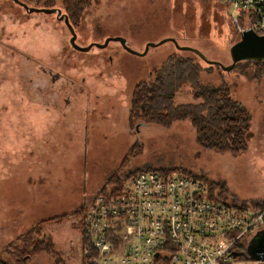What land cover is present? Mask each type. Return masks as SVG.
Returning a JSON list of instances; mask_svg holds the SVG:
<instances>
[{
	"label": "rangeland",
	"instance_id": "374dc122",
	"mask_svg": "<svg viewBox=\"0 0 264 264\" xmlns=\"http://www.w3.org/2000/svg\"><path fill=\"white\" fill-rule=\"evenodd\" d=\"M55 1L64 12L61 0ZM234 15L224 0H91L75 28L80 46L114 37L140 53L155 45L144 55L117 41L82 52L71 46L69 29L55 15H25L0 0V264H55L49 254L31 251V243L49 238L63 264H82L83 217L48 220L87 211L99 193L115 188L113 180L126 183L139 169H183L226 184L229 201L264 199V77L253 79L252 63L231 70L209 65L169 40L229 66L238 38ZM173 54L212 67L201 83L228 88L248 109L247 151L201 147L189 120L171 129L131 126L135 87L152 82ZM38 60H50L69 84L50 86L35 69ZM190 102L192 90L185 85L175 103Z\"/></svg>",
	"mask_w": 264,
	"mask_h": 264
},
{
	"label": "built area",
	"instance_id": "2783aa9c",
	"mask_svg": "<svg viewBox=\"0 0 264 264\" xmlns=\"http://www.w3.org/2000/svg\"><path fill=\"white\" fill-rule=\"evenodd\" d=\"M224 1L241 34H264V0ZM243 15L249 27L240 25ZM262 230L264 210L219 203L194 175L142 171L95 197L83 224L82 264H230Z\"/></svg>",
	"mask_w": 264,
	"mask_h": 264
},
{
	"label": "trees",
	"instance_id": "16d2710c",
	"mask_svg": "<svg viewBox=\"0 0 264 264\" xmlns=\"http://www.w3.org/2000/svg\"><path fill=\"white\" fill-rule=\"evenodd\" d=\"M22 1L33 7H57L55 0ZM61 2L70 23L75 28L78 27L84 17V13L91 5V0H61ZM240 25L249 27V20L246 15L240 18ZM237 36L238 38L231 43V46L241 38V33L238 29ZM244 62L253 64V79L261 80L264 77V61ZM240 63L242 62L237 65ZM211 69L212 67L205 69L191 57L177 54L170 55L154 71V80L152 82H141L135 87L129 109L131 126L135 127L137 122H141L145 125H157L165 129H171L175 123L189 120L195 132L196 141L201 147L213 149L222 154H239L247 151L249 147L248 135L251 130L249 111L241 102L231 97L228 88L223 86L212 87L201 83V74L204 71L210 73ZM185 85H189L192 90V102L178 105L175 103V97ZM142 171L170 173L178 170L139 169L132 172L125 181L131 180ZM179 171L189 173L183 169H179ZM194 176L209 184L212 197L219 203L240 210L249 209L255 212L264 210V199L250 204L248 202L238 203L236 200L229 201L226 184L212 181L205 177ZM111 183L115 188H120L125 184L120 180H113ZM87 211L78 210L57 216L48 221H64L76 216H82L84 224ZM31 251L35 255L45 252L53 258L55 264H63L60 253L56 251L51 239L31 243ZM246 251L241 259L253 262L249 247Z\"/></svg>",
	"mask_w": 264,
	"mask_h": 264
},
{
	"label": "water",
	"instance_id": "95a60500",
	"mask_svg": "<svg viewBox=\"0 0 264 264\" xmlns=\"http://www.w3.org/2000/svg\"><path fill=\"white\" fill-rule=\"evenodd\" d=\"M13 1L23 5L25 9H27L30 13H34V12H38V13L42 12L46 14L55 13L58 19L65 21L66 26L68 27V29L70 30L72 34L70 43L78 51L88 52L93 47L105 48L108 46V44L111 41H117L128 52L132 54H136V55H144L148 51L149 47L155 45V44H149L145 52L140 53L134 50L133 48H131L126 39L122 37H114V38L107 39L104 44H90L87 47H82L77 43L78 36H77L74 26L70 23L67 14L62 13V9L29 7L28 5L20 2L19 0H13ZM169 40L173 41L180 50L192 51L195 54H197L202 60H204L207 64L219 65L225 70H231L235 68V66L239 62H244V61L262 62L264 61V34H259L252 28H247L246 31L241 34L240 40L231 46L230 55H231L232 62L229 66H223L221 63L217 61L207 59V57L204 54H202L200 51L194 48L182 47L177 43L175 39H169ZM165 41L167 40H163L160 43H164ZM249 251L252 256L253 261H264V230H262L261 232H259L253 237L249 245Z\"/></svg>",
	"mask_w": 264,
	"mask_h": 264
},
{
	"label": "flooded vegetation",
	"instance_id": "af4514ba",
	"mask_svg": "<svg viewBox=\"0 0 264 264\" xmlns=\"http://www.w3.org/2000/svg\"><path fill=\"white\" fill-rule=\"evenodd\" d=\"M6 1H11L13 2L16 6L20 7L23 10V13L25 15H31V14H39V15H46V16H51V15H55L57 18V15L54 14H46V13H42V12H34V13H30L27 9H25V7L23 5H21L20 3H16L13 0H6ZM20 2L24 3L22 0H19ZM26 4V3H24ZM28 5V4H26ZM29 7H33L31 5H28ZM36 8H46V7H36ZM63 14H66L65 11L63 12ZM58 19V18H57ZM60 22H64V20H60L58 19ZM66 25V24H65ZM68 28V27H67ZM75 28V27H74ZM76 30V29H75ZM70 31V30H69ZM71 33V32H70ZM72 36V34H71ZM78 38V37H77ZM71 39V38H70ZM71 44V43H70ZM72 46V45H71ZM46 61H41L38 60L35 66V69L37 70L38 73L43 74L45 77H47L50 80V86L56 88V86H60V88H62V86H67L69 84V82L66 79V75H64L65 73H63L61 70L56 69L55 67H53L51 65V63L49 62L50 60ZM67 88V87H66Z\"/></svg>",
	"mask_w": 264,
	"mask_h": 264
},
{
	"label": "crops",
	"instance_id": "0c3cea01",
	"mask_svg": "<svg viewBox=\"0 0 264 264\" xmlns=\"http://www.w3.org/2000/svg\"><path fill=\"white\" fill-rule=\"evenodd\" d=\"M82 233H83V227H82ZM82 236V235H81ZM50 239V238H49ZM53 242V241H52Z\"/></svg>",
	"mask_w": 264,
	"mask_h": 264
}]
</instances>
